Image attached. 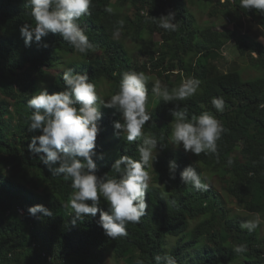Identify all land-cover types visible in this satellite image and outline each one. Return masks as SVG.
I'll use <instances>...</instances> for the list:
<instances>
[{
  "label": "trees",
  "instance_id": "1",
  "mask_svg": "<svg viewBox=\"0 0 264 264\" xmlns=\"http://www.w3.org/2000/svg\"><path fill=\"white\" fill-rule=\"evenodd\" d=\"M125 3L129 8L135 6L134 16L123 13L120 5ZM215 3L214 7H226L233 15L232 29L199 24L189 0H91L90 15L77 21L91 47L79 52L60 33L53 32L42 37L39 44L33 39L30 46L26 45L20 27L35 23L26 0H0V166L4 167L0 168V264H104L109 255L120 260L128 254L133 258L129 264L138 260L156 264L155 257L165 254L175 264H264V236L259 227L252 231L241 228L252 213L264 215V75L246 79L240 70L224 71L211 61L226 43L235 40L242 53L248 49L258 56L255 67H264V43L240 26L247 20L264 29V14L242 9L240 0ZM107 7L113 11H105ZM169 11L176 14L174 31L159 27V17ZM156 33L161 40L152 42L149 37ZM128 35L147 40L140 47L147 56L145 62L134 61L123 42ZM201 54L207 59L199 60ZM68 68L87 73L95 85L108 79L115 93L123 72H143L148 78L146 103L151 105V118L142 132L167 143L166 147L158 144L153 167L146 169L150 181L145 214L139 222L127 223V234L115 239L106 236L98 224L99 212L72 223L71 209L65 207L74 191L71 178L55 175L39 154L28 148L31 138L42 134V130L28 131L32 112L28 100L44 88L50 94L64 90L63 72ZM55 69L59 70L52 81L42 87L40 81ZM186 76L198 80L199 87L185 100L165 103L151 91L157 79L171 91ZM213 97L223 99L222 112L212 106ZM176 105L188 119L208 112L219 121L223 131L217 140V153L197 156L170 143L171 110ZM100 111L96 174L119 176L112 169L115 160L124 155L139 160L137 145L142 139L128 143L123 135L115 134L114 121L122 116L117 108L101 105ZM172 160L178 165L175 179L168 168ZM190 165L203 177L208 169L222 175L229 196L248 213L231 214L228 199L208 184L207 178L206 189L182 183L180 172ZM37 204L53 215H30L28 208ZM99 208L110 210L103 198ZM212 213L220 220H208ZM198 216L201 220L193 226ZM240 245L245 250L234 251Z\"/></svg>",
  "mask_w": 264,
  "mask_h": 264
},
{
  "label": "clouds",
  "instance_id": "2",
  "mask_svg": "<svg viewBox=\"0 0 264 264\" xmlns=\"http://www.w3.org/2000/svg\"><path fill=\"white\" fill-rule=\"evenodd\" d=\"M91 0H26L30 7V15L34 24L25 23L20 27V34L25 44L30 46L35 39L39 44L42 37L49 32L60 33L64 40L79 52L87 51L91 45L83 28L77 21L84 15H90ZM242 9H255L264 14V0H240ZM105 11L111 13V7ZM176 14L169 11L159 17V27L174 31L176 29ZM123 22H121V25ZM115 35H119L116 32ZM47 47V44L43 45ZM147 77L143 72L125 71L122 73L118 91L107 99L98 95L96 85L89 79L87 73H76L72 68L63 72L65 88L62 91L49 93L44 88L33 95L27 103L32 112L28 117V131L42 130V134L31 138L29 151L39 154L40 160L53 171L55 175L71 178L74 190L69 203L72 223L75 225L86 214L95 217L99 212L98 224L104 229L106 236L115 239L126 235V225L129 222H139L145 214L147 204L145 194L149 187V172L157 157L158 144L166 147L167 143L142 132L151 115L146 111ZM199 81L187 78L178 87L168 89L157 79L152 87V93L162 100L172 102L185 100L195 94ZM212 106L219 112L224 110L222 98H212ZM117 108L122 116L114 121L117 136L123 135L128 143L138 138L142 142L137 145L140 159L134 160L128 155L115 160L112 169L119 176H109L108 173L98 176L96 139L100 131L98 121L102 117L100 106ZM174 117L169 137L170 143L176 147L183 146L199 156L202 152L217 153V140L223 131L219 121L210 113L187 118L185 111L178 110V105L171 110ZM99 158H103L102 154ZM59 162V167L53 168ZM231 163V161H229ZM169 173L176 178L178 165L175 160L169 161ZM182 183L195 189H206V177L198 173L195 166L185 167L180 172ZM101 198L107 201L109 211L99 208ZM91 201V203H88ZM30 215L38 213L51 216L52 211L42 204L30 206ZM261 223L259 216L241 224L242 229L249 231ZM245 246L235 247L234 251L243 252ZM156 264H175V260L165 254L155 257ZM137 264H143L138 260Z\"/></svg>",
  "mask_w": 264,
  "mask_h": 264
},
{
  "label": "rangeland",
  "instance_id": "3",
  "mask_svg": "<svg viewBox=\"0 0 264 264\" xmlns=\"http://www.w3.org/2000/svg\"><path fill=\"white\" fill-rule=\"evenodd\" d=\"M213 1L214 2L211 3L209 0H195V1L189 0L190 2L189 7H190V10L195 14V17L197 21L199 22V24H201L202 26L213 27L215 29H221V30L228 29V28L232 29L234 25V21H235L233 15L228 12L226 7L224 8L214 7L216 6V3H215V0ZM120 7L123 10L124 14L130 13L131 16H134L132 15L133 11H135L134 5L131 8H129L127 3H125L124 7L122 5H120ZM253 31L257 32V29L253 28ZM145 34L147 35V38H148V34L146 33V31H145ZM258 34L260 36V40L264 43V29H262V32L259 31ZM149 39H152V42L158 41V40H161V35L159 33H156L152 37H149ZM146 41L147 40L141 41L135 35H132V36L128 35L123 38V42L125 43V46L129 49V51L133 54L135 62L143 63L146 61L147 56L140 51V47ZM248 51L249 50L246 49V53H242L241 48L238 46L237 42L235 40H231L224 45V47L220 50V52H218L217 55H215V57L211 61L216 63L221 68V70H224V71L231 70V69L240 70L246 79L255 78V77L264 75V67L254 66L255 58L257 55H252V53ZM74 57H76V55H74ZM197 58L199 60H206L207 56L201 54ZM174 64H175L174 66L176 70L180 71L178 62L174 61ZM57 70L56 69L50 70L45 80L40 81V85L42 87L47 86L52 81L55 75V72H57ZM185 74H187V72ZM193 74H199V73L197 71H193ZM151 76L155 78L156 75L152 73ZM174 78L175 77H173V79ZM187 78L188 77L186 76L185 79ZM96 90L99 92V95L105 99L110 97L112 94H115L114 86L112 85L111 82L108 81V79L99 80L98 84L96 85ZM145 106H146V111L150 112L151 111L150 103H146ZM179 147L183 148L182 145ZM239 147L241 148V146ZM0 168L4 169V167L2 166H0ZM205 176L208 180V184H210L215 190H218L224 193V195L229 201V204L231 205L230 206L231 214H247L248 213L236 202L234 197L229 196L228 184L222 175H220L216 171L208 169L205 171ZM257 216L261 218V223L258 227L260 229L261 235L264 236V215H261L258 213H252L251 219H254ZM207 219L208 220H217V219L220 220V218H218V216L215 213L208 215ZM200 220H201V216L194 218L192 221L193 226L198 224ZM132 259L133 258L131 254L126 255L124 258L120 260H116L114 256L109 255L104 264H119V263L129 264L132 262Z\"/></svg>",
  "mask_w": 264,
  "mask_h": 264
},
{
  "label": "crops",
  "instance_id": "4",
  "mask_svg": "<svg viewBox=\"0 0 264 264\" xmlns=\"http://www.w3.org/2000/svg\"><path fill=\"white\" fill-rule=\"evenodd\" d=\"M191 1H195V0H191ZM210 1V0H209ZM211 2H213L211 0ZM241 30L244 31V32H249L250 34L254 35V36H257V38L260 40V36H259V31L262 32V28L258 25H251L247 20H244V23L243 25L241 24ZM238 27H239V24H238ZM253 28L257 29V32H254L253 31Z\"/></svg>",
  "mask_w": 264,
  "mask_h": 264
},
{
  "label": "built area",
  "instance_id": "5",
  "mask_svg": "<svg viewBox=\"0 0 264 264\" xmlns=\"http://www.w3.org/2000/svg\"><path fill=\"white\" fill-rule=\"evenodd\" d=\"M215 1H222V2H228V1H231V2H234L235 0H215ZM20 212L23 213V209L22 208H19Z\"/></svg>",
  "mask_w": 264,
  "mask_h": 264
},
{
  "label": "bare ground",
  "instance_id": "6",
  "mask_svg": "<svg viewBox=\"0 0 264 264\" xmlns=\"http://www.w3.org/2000/svg\"><path fill=\"white\" fill-rule=\"evenodd\" d=\"M7 188V187H6Z\"/></svg>",
  "mask_w": 264,
  "mask_h": 264
}]
</instances>
